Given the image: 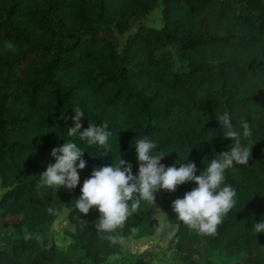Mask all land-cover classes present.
Returning <instances> with one entry per match:
<instances>
[{"label": "trees", "instance_id": "obj_1", "mask_svg": "<svg viewBox=\"0 0 264 264\" xmlns=\"http://www.w3.org/2000/svg\"><path fill=\"white\" fill-rule=\"evenodd\" d=\"M154 1L0 0V219L20 215L25 227L0 247V264H105L120 244L97 231L95 207L87 215L76 210L84 180L119 159L138 174L135 142L142 136L155 141L165 167L192 162L199 175L233 143L217 119L224 112L236 129L247 121L253 134L242 137L251 149L247 164L225 171L236 205L216 235L190 230L172 211L194 182L158 190L155 203L142 201L117 233L151 230L152 214L161 210L175 224L168 246L178 264H219L220 257L264 264V233L253 230L264 220V0H161L162 24H139L117 52L114 33L127 30ZM165 47H173L183 68H173ZM77 106L85 114L80 131L108 124L107 155L67 135ZM68 141L83 149L86 161L77 187H38L55 163L51 150ZM62 206H70L72 241L61 250L42 246L37 230ZM187 241L198 242L202 253L185 255ZM150 258L143 252L127 264Z\"/></svg>", "mask_w": 264, "mask_h": 264}, {"label": "clouds", "instance_id": "obj_2", "mask_svg": "<svg viewBox=\"0 0 264 264\" xmlns=\"http://www.w3.org/2000/svg\"><path fill=\"white\" fill-rule=\"evenodd\" d=\"M7 47L12 48V45L8 44ZM72 113L74 126L68 129L67 135L97 146L104 150L103 155H107L112 136L108 124L89 123L85 130L80 131L84 111L77 106ZM217 119L225 130L224 137L233 143L229 151L212 159L199 175L192 162L181 163L179 167H165L160 162L162 153L156 151L155 141L142 136L135 142L138 174L134 175L131 164L122 159L109 166L94 169L90 178L83 182L81 195L76 199V210L87 215L95 207L100 214L95 225L97 231L108 233L107 239L111 244L123 245L124 237L117 230L122 229L128 218L137 213L142 201L154 204V194L158 190L173 192L179 185L194 182L197 185L194 189L172 202V211L176 214V219L190 230L201 235H216L224 216L236 205L237 193L233 187L225 184V171L234 165L247 164L251 149L249 145L242 143V137L250 138L253 134L248 122L244 120L240 121L238 129L234 128L232 117L227 112L220 114ZM82 154L83 149L73 141L54 147L51 156L55 163L47 166L37 186L57 190L63 187L69 191L76 188L79 183L78 170L86 167ZM49 212L55 214L56 209L50 208ZM167 226L165 221L156 230L160 232ZM253 230L264 233V220L255 223Z\"/></svg>", "mask_w": 264, "mask_h": 264}, {"label": "rangeland", "instance_id": "obj_3", "mask_svg": "<svg viewBox=\"0 0 264 264\" xmlns=\"http://www.w3.org/2000/svg\"><path fill=\"white\" fill-rule=\"evenodd\" d=\"M161 0H155L151 9L136 18L127 30L123 32H116L112 36V46L117 52H121L122 47L127 40L129 33L135 31L139 24L157 28L162 24L161 14ZM163 51L168 53L171 59L172 66L175 69L183 68L184 61L180 59L173 47H165ZM3 189L0 186V194ZM70 206H62L58 212L47 222L45 227L37 230L38 238L42 241V246L55 244L57 250H61L72 241L69 233L74 231V224L69 219ZM155 218L153 228L150 230L146 227H139L132 233L124 237V244L119 246L117 252L111 253L106 257L105 264L115 263H129L135 256L140 253L148 252L151 258L148 259V264H178L179 259L175 249L168 246V239L174 232L175 224L168 221L165 214L161 210H156L152 214ZM167 221L168 226L162 231L157 232V227ZM0 226L2 228L0 234V247H5L12 238V234L16 230L25 232V227L22 224V217L19 215H5L0 219ZM185 255L196 256L202 253L201 246L196 241L186 242L183 246ZM219 264H241L237 257L219 258Z\"/></svg>", "mask_w": 264, "mask_h": 264}]
</instances>
